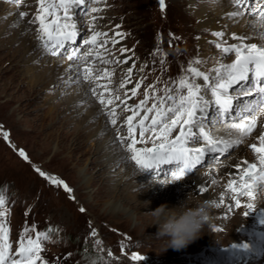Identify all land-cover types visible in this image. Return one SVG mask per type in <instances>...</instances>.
Listing matches in <instances>:
<instances>
[{
    "label": "rangeland",
    "instance_id": "1",
    "mask_svg": "<svg viewBox=\"0 0 264 264\" xmlns=\"http://www.w3.org/2000/svg\"><path fill=\"white\" fill-rule=\"evenodd\" d=\"M216 2L217 0H164V7L161 8L159 0H92L91 3L75 9L74 19L77 21L79 36L82 39L94 32L107 33L106 37L102 35L97 40L99 45L107 39V45L93 48L91 45H84L78 39V46L63 51L62 54L65 58H61L52 56L44 48L42 41L38 38L39 24L31 22L37 13L38 0H15V2L14 0H0V4H5L3 10L0 9V17L2 16L0 20L3 21V23L0 22V196H3L5 200V204L0 210H3L6 215L7 209L11 212L10 223L13 232L9 235L12 240L24 230V227L32 229L29 225H25L28 219L32 220V226H39L40 233L49 237L46 240L47 243L41 244V258L46 260V263L43 262V264H51L47 259H51V255L60 252L63 258L60 257L59 264H100L103 260L111 262L110 264H144V262L163 264V260L170 261L166 264H185L184 255L199 257L207 244L217 246L229 241L226 238L227 228L224 226L226 231H215L214 229L217 227H215L213 219L211 225L204 230L211 234V241L208 242L209 236H205L203 237L204 242L198 239L181 251L172 249L164 251L161 242L156 240V227L150 226L151 218L145 215L154 210L130 209L117 197L113 200V198L97 194V188L100 187L101 182L90 188L84 187V182L93 178L95 171L90 170L86 175L82 171L95 157H92L90 153L87 155H83V153L90 145L95 144V140L90 139V136L84 137L83 140L80 135L78 136V133L79 130L82 132L89 124L96 121L95 119L81 123L78 121L90 113L92 106L83 112L82 110L78 111L79 116L73 117V119L76 118V121L72 125L66 126L65 117L72 116V113L76 112V109L82 107L84 103L76 105L69 112L62 110L63 100L74 98L71 97L73 93L70 92L73 87H70L71 84L66 86V82L58 86L55 84L56 77L53 80L49 77V71L53 68H56L57 75L61 70L67 69L68 63H76L80 69L79 72H81L78 75L81 81L80 86L88 89L86 92L91 96V99L96 97V100L93 101L94 105H103L105 108L104 105L108 99H112L115 103H112L114 107L111 109H115V112L111 111L109 114V122L115 127H110V131L103 134L104 138L116 137L122 141L121 138H124L125 133L128 135L126 121L132 112L125 111V104H122L121 101L126 100V105L135 109V106L145 99L147 90L149 98L144 107H150L154 99L152 90L148 89L149 85L155 87V97L157 98L164 96L165 88H171L172 94L175 95L181 77H188L190 82L193 81L194 78L188 72L189 67L209 75L211 82L216 75L213 71L215 68L219 67L221 63L230 64L234 61V54L225 58L221 49L216 47L217 43H221L223 46L240 43L229 39V30L232 27L226 31H214L210 28L198 29L200 20L194 15L195 12L211 9ZM255 4L256 0H252L250 3L253 8L257 6ZM92 8H98L100 11L94 13L91 11ZM243 12V15H247L249 12L250 15H253L245 6ZM21 13L26 15L21 16ZM19 14L21 18H19ZM59 14L63 15L62 12ZM15 15L19 18L18 22L8 25V22L14 20ZM94 15L100 17H95L96 22L91 19ZM51 19L52 17H49V20ZM94 23H97L98 26H95ZM239 23L240 21H237L235 25H239ZM90 24L94 26L93 31H85V28L90 27ZM27 25L30 26V33L32 32L34 40L40 43L41 48L45 50L44 54H36L33 51L31 54L14 55L16 45L11 42L15 33H17L18 40L26 42V48L28 47L27 43H31L30 40H26L28 30L22 28ZM4 29L11 30V33L6 36L3 33ZM221 32L223 33L222 39L214 35V33ZM116 33L121 35H116ZM9 37L11 38L8 42H1L3 38ZM114 41L116 43H113ZM258 45L261 44L258 43ZM90 48L92 55L88 56L86 60L82 58L68 60L66 58L72 54L73 50L83 57ZM121 48L129 51L121 54ZM32 55L36 56L37 61L29 62ZM202 55L205 58H202ZM126 57H131L126 64L118 62L123 61ZM52 59H58L54 66L51 63ZM105 60L110 62L104 63ZM93 61L96 63L94 64ZM195 61H202V63H195ZM129 68L132 69L130 82L126 83L124 88H120L119 85L122 81L129 80L126 72ZM86 69L91 70L88 79L84 78L85 75H88ZM104 70H107L110 75L104 76ZM40 75L45 77L46 81L42 84L35 83L33 78ZM194 82L201 84V95L205 100L212 102L213 100H209L212 95L208 90L211 83L205 85L200 78H195ZM103 83H106V87ZM137 83H140L141 86L136 89L137 95L133 97L131 90L136 88ZM80 86L78 90L81 88ZM95 86H97L96 94L92 91ZM107 87L110 89H106ZM61 89H68V92L59 94ZM115 89L119 91V95L115 94ZM109 92L111 96L105 97ZM101 93H103L104 104L100 103ZM183 94H186V89ZM116 96H119L120 99H115ZM240 97H237L235 102L239 101ZM171 103L172 101H167L165 107ZM211 108L213 107L210 103ZM144 114V111L140 110V114L133 120L134 124H138ZM153 114H149V120ZM209 117V121H211L212 117ZM113 119L116 120L115 124L112 123ZM149 120L145 123H149ZM218 129L220 130V128ZM93 130L97 131V128L91 129V131ZM212 131L217 135L214 128ZM4 132L8 133L7 139L3 136ZM136 132V138L139 140V132L137 130ZM176 133L178 134L174 131L172 136L174 137ZM151 135H153L151 131L145 133V137ZM218 136L219 139L224 138L219 134ZM243 140L233 149L242 150ZM7 141L13 147V151L7 147ZM99 142L101 141L98 140ZM242 143L243 145H241ZM99 144L101 145V143ZM138 144L143 148L151 145V142ZM120 146L123 147L122 150L127 147L126 144H120ZM136 147L140 146L136 145ZM21 151L27 159L20 155ZM232 155L234 156V153ZM232 155H227L225 161L234 160ZM17 156L25 162L22 163ZM208 159L204 165H201L202 167L200 166L190 175L176 182L192 181L201 169L214 174L216 172L215 164L221 163L223 159L215 162H210ZM106 160L108 158L102 159L101 162ZM129 160L128 169L132 168L134 163L131 158ZM229 163L220 165L221 172L215 175L224 176L222 171L227 168ZM209 164L210 166H207ZM120 169L119 167L110 171L107 167L105 171L110 172L103 174V177L111 180L110 186L116 188L118 183L119 186L120 183H123L121 188L125 189L131 178L122 177L114 180L122 175V173L117 175V172L121 171ZM37 170L43 171L45 177L41 176ZM46 177H54L62 181L63 184L59 186L53 184L47 181ZM154 177L166 178L161 173ZM222 181L221 179L219 182L222 183L223 189ZM64 184L68 186L69 191L62 189ZM133 193L136 194L137 191H133ZM159 201L160 199L155 197V193L144 198V202L153 203L154 207ZM164 203H167V200ZM112 205L115 207L110 210ZM27 211L30 212V215ZM235 225L234 227H236ZM232 228L230 227V231ZM31 229L29 236L33 234ZM121 236L126 242L120 240ZM234 236H237L236 233ZM129 237H132L133 241L130 253L121 250L122 245L129 246ZM230 237L232 240L233 236ZM135 238L136 240H134ZM16 245L19 246V243L14 244L12 248ZM54 246L59 248L60 252L53 249ZM91 247L94 253L91 252L87 256L85 251L87 252ZM201 247L203 248L198 251ZM91 255L94 257L91 258ZM132 255L142 256L144 261H134L133 263ZM37 264H42V262Z\"/></svg>",
    "mask_w": 264,
    "mask_h": 264
},
{
    "label": "snow or ice",
    "instance_id": "2",
    "mask_svg": "<svg viewBox=\"0 0 264 264\" xmlns=\"http://www.w3.org/2000/svg\"><path fill=\"white\" fill-rule=\"evenodd\" d=\"M15 2V0H14ZM92 0H38V9L32 23L38 22L37 29L38 38L42 41L44 48L50 52L52 56H63V51L67 50L69 45L77 44L80 39L84 45H91L93 48L104 47L107 45L108 40L105 39L103 44H97L98 37L107 36V33L94 32L90 36H85L81 39L79 36V29L77 21L74 19L75 9L83 7ZM252 0H229L230 5L235 7V11L228 13L229 18L239 17L244 14V6ZM161 8L164 7V0H159ZM257 6L254 9H249L253 14V19H258V23L252 25L256 31L259 39L264 40V0H256ZM92 12H98L100 9L92 8ZM62 12L63 15L59 13ZM26 15L21 13V16ZM49 17H52L49 20ZM95 20V17H93ZM116 35H121L116 33ZM217 37L223 38V33H214ZM233 39L240 41L238 44L223 46L217 43L216 47L221 49L224 57L230 55L235 56L232 63H221L219 67L215 68V77L210 82L209 75L198 71L196 68L189 67L188 72L194 78L190 82L188 77H181L178 81L176 94H172L171 88H165L164 96L155 97V87L149 85L148 89L153 92L154 102L150 107H144L148 101V91H145V99L135 106V109L126 105V100L121 101L125 104V111H131L132 115L127 117L128 136L121 138L130 141L127 145V150L131 154V160L140 170H155L157 175L162 166H171L170 176L166 175L165 179L172 178L176 181L181 180L187 174L193 172L200 165H204L206 158L208 161L215 162L220 160L230 149L241 143V139H226L219 140L214 138L213 128L225 124L229 129L240 134L241 137L250 135L257 126V114L264 113V44L258 45L255 42L245 43L251 39L247 35L237 36L233 34ZM113 43H116L114 41ZM226 44V41L224 42ZM78 46V45H77ZM129 51L127 49H120L121 54ZM92 55L90 48L87 53L81 57L75 50L71 55L66 58L68 60L84 59ZM128 59L126 57L120 63L126 64ZM109 63L110 61H103ZM195 63H202V61H195ZM71 67V66H70ZM134 67V64H133ZM90 69L86 72L85 79L89 78ZM129 80L122 81L119 85L124 88L125 84L130 82L132 69L126 70ZM104 76H109L107 70L103 71ZM195 78H200L205 85L211 83L208 89L214 97L213 102H209L201 95V84L195 83ZM99 79V77H97ZM140 83L136 84V88L132 89V96H136V89L140 88ZM235 86H239L237 89ZM186 89V94L183 91ZM95 94V89L92 90ZM234 91H240L241 95L252 96L256 94V98L250 101H237L234 105V97L231 94ZM115 99H120L116 96ZM167 101H172L171 105L165 107ZM100 103L104 104L103 93L100 94ZM108 104H112L113 100L109 99ZM215 109V116L209 121L207 110L209 104ZM140 110L144 111V116L139 120L138 125L133 123L136 116L140 114ZM115 109L112 110V113ZM150 124L145 121L149 120ZM112 123L115 124L116 120L113 119ZM139 126V140H137L135 132ZM179 129L178 134L174 137L172 133ZM151 131L153 135L145 138V133ZM231 136V132L228 134ZM5 139L8 133L4 132ZM151 142V147L137 148L136 145L147 144ZM203 144L204 146H198ZM253 153L258 157V163L250 162L247 159L241 161V164L234 166L235 172L229 173V179L226 181V191L231 193V200L233 204L227 205V211L232 212L233 208L242 209L246 208L247 211L243 212L245 217L252 216L256 212V207L253 203H241V197H247L249 201L256 198L258 191H264V134L258 137V144L250 145ZM218 154V155H217ZM24 156L23 151L20 152ZM27 159L26 156H24ZM207 166H210L207 165ZM39 171V170H37ZM41 176H45L43 171H39ZM235 175L236 179L231 177ZM51 183L56 185L63 184L62 181L54 177H46ZM217 181L213 180L212 184ZM64 189H70L64 184ZM207 188H202L201 191H207ZM214 202L215 208H220L225 203V196L221 194L219 202ZM5 200L0 196V209L3 208ZM83 211V209H82ZM5 213L0 210V264H37L41 261V241L47 240L49 237L44 233H38L35 239L28 238L25 240L28 228H25L20 235L19 247L12 251V244L9 240L10 228L5 219ZM226 218V217H225ZM258 223L264 225V211L257 213ZM215 231H223L221 228L214 229ZM95 235V232H93ZM258 238L264 239V234H259ZM99 244V241H97ZM123 247V245H122ZM232 249L243 248L248 249V244H234ZM111 254V253H110ZM133 261H140L144 258L139 255H132ZM43 264V262H42Z\"/></svg>",
    "mask_w": 264,
    "mask_h": 264
},
{
    "label": "bare ground",
    "instance_id": "3",
    "mask_svg": "<svg viewBox=\"0 0 264 264\" xmlns=\"http://www.w3.org/2000/svg\"><path fill=\"white\" fill-rule=\"evenodd\" d=\"M3 6H5V4H0L1 10H3V8H4ZM247 6L248 7H246V8L254 9L251 7L250 3H248ZM235 10H236L235 7L230 5L229 0H217L215 5H212L211 9L202 10V11L197 10V12H195L194 15H196V17H198V19L200 20V24L198 25V29L201 30V29L210 28L211 30H214V31H222V30L226 31V30L230 29V27H232V29L229 30V32H230L229 33V39H231L232 41H235V43H238L240 41L232 38L234 33L237 36L247 35V36L251 37V39L248 41H245V43L255 42L257 44L258 43L264 44V40L259 39L258 36L255 34L256 31H259V29H253L252 28V25L258 23L259 18L257 17L256 19H253V15H250V12L247 15H241L239 17L229 18V16L227 14L232 12V11H235ZM93 17L98 18L99 16L94 15ZM93 17L91 19H93ZM0 18H2V16ZM19 18H21L20 14H19ZM19 18L15 15L14 20L8 22V25H12V24L17 23ZM222 18H223V20H222ZM1 21L2 20H0V22ZM96 21L97 20H94V22H96ZM237 21H240L239 25H235V23ZM2 23H3V21H2ZM233 25H235V26H233ZM95 26H98V24L96 23ZM29 27L30 26H28V25L22 27L23 30H28L26 32V35H27L26 40L31 41L30 44L27 43V45H28L27 48L25 47L26 42L24 40H18V38L16 37L17 33H15L14 37H12L14 39L11 42V44L13 43L14 45H16L14 55L15 54L21 55L22 53L31 54L33 51H35L36 54H44L45 50H43L41 48L40 43H38L36 40H34V38L32 37V34H31L32 32L30 33ZM93 27L94 26L90 24V27L85 28V31H87V30L93 31ZM3 33L6 34V36H8L11 33V30L4 29ZM10 38L11 37L3 38V40H1V42H8ZM202 58H205L204 55H202ZM33 61H37V58H36V56L32 55L29 62H33ZM57 61H58V59H55V60L52 59V61H51L52 65L54 66L57 63ZM46 62H48V61H46ZM93 63L95 64L96 62L93 61ZM66 68L67 69H64V70H61L60 72H58L57 75H56V68H53L51 71H49V77L52 80L54 77H56L55 84L60 86V84L66 82V86L68 84H71V86L70 85L69 86L71 88L73 87V89L70 90V92L73 93L71 97H74V98H72V100H71V98L69 100H67V98H65L66 100H63V102H62V108H63L62 110L69 112L70 110L74 109L76 107V105H78V104L84 103V105L82 107H78V109H76V112L72 113V116H69V115L66 116L64 119V123L66 124V126L72 125V123L74 121H76V118L73 119V117L79 116L78 111L82 110V112H83L85 109H88L90 106H92V107H90V109H91L90 113L87 116H85L83 119L79 120L78 122L81 123V122H84L87 120L89 121V119L90 120L95 119V121H96L95 123L89 124V126L86 127V129L82 130V132L79 130V133H78V136L80 135V138L82 137L83 140L85 139L84 137H86V136L87 137L90 136L89 137L90 139L95 140V144L90 145L88 147V149L85 150V152L83 153V155H87V153H90V155L92 157H95V159L90 160L89 164L82 171L84 175H86L88 173V171H90V170L95 171L93 178L91 177V178H89L88 181L84 182V184H83L84 187L90 188L92 186L97 185L98 182H101V184L99 185L100 187L97 188L98 189V191L96 192L97 194L104 196V197H107V198H113V200L115 199V197H117L118 200L123 201L122 202L123 204H127L130 209H143V210L152 209V210H155L156 208H158L161 205H167L169 208H174V207H178L181 204V202H183V201L189 202L190 206H195L196 203L201 202V201H215L218 203L219 197L221 194H224V196H225V203H224V205H222L220 207V209L213 207L212 212L214 214H216V209L219 212L222 210V208L225 205L228 204L227 200H228V198H229V200H231L230 199L231 193L226 191V181L229 179V178H226V171L225 170L222 171V174H224V176H217L215 174H217L218 172H221L222 168H220V165H224L227 162H230L228 165H231L232 168L234 169V166L242 160L247 159L250 162L254 161V155L249 151L248 146L250 145V143L247 139H244L243 137L240 136L239 133L229 129L225 124H221L220 127L214 128V130H216L217 134H219L220 136H222L226 139H229V138L230 139H233V138L236 139L238 137L241 139V141L244 139L243 140L244 145H243L242 150H236V148L230 149L229 153L221 158V159H223V160H221V163L215 164L216 172L214 174L212 172H207V171L204 172L201 169L200 171H198L196 173L195 178L192 181H188L190 183H188L186 181L176 182L173 185L171 184L166 188H161L159 185H156L154 187H150L148 190H141L140 192H137L138 194L137 193L135 194V193H133V191H134L133 189L138 187L137 184H148V182L150 180H152L153 177L157 175V173L155 172V174L151 173V175L150 174L148 175L147 173L144 172L143 174L136 177V183L137 184L135 183V177L133 174L138 173L139 171L138 172L136 171L137 169L134 168L133 164H132L133 167L128 169V164L130 162L129 159L131 158L130 157L131 154L125 149L122 150L123 147L120 146V144L127 143V142H125L126 140H123V142H122V141H119L116 137L104 138V136H103V134L106 131H110V129H111L110 127H112V128L115 127L111 124V122H109V120H110L109 114L112 111L111 109L114 107L113 104H115V103H113V104H107L106 103L104 105L105 108H103V105L98 106L96 104V106H95L93 101L96 100V97L94 96L91 99V96L89 94H87L88 89H85V87L80 86L81 81H80V77L78 75L81 72H79L80 69H79L78 65L76 63H73V64L68 63ZM105 68H107V67H105ZM33 79H35V83H38V84H42L44 81H46V78L41 76V75L37 76L36 78H33ZM87 84H86V86H87ZM105 84L103 83V85L106 87ZM78 85L81 87L79 90H78V88H79ZM93 86H94V83H93ZM93 86L91 85V87H93ZM96 87L97 86L94 87L95 90H96ZM106 89H110V88L107 87ZM65 92H68V89L67 90L61 89V91H59V94H64ZM95 94H96V92H95ZM115 94L116 95L120 94L117 89H115ZM110 96H111V93H108L105 95V97H110ZM254 98H255L254 94L252 96L243 95L242 97L239 98V100L242 99V101H244V100L250 101V100H253ZM98 99H99V97H98ZM70 104H72V105H70ZM214 113H215V111L213 108H211V109H209V111H207V114L210 115L212 118L215 116ZM71 118H72V120H70ZM262 118H263V122H264V114L262 115ZM95 127L97 128V131H95V130L91 131V129H93ZM218 128H220V130ZM178 131H179V129L176 130V132H178ZM230 132H231V136L228 135ZM176 135H177V133H176ZM260 135L261 134H253L251 139L255 138V141L258 144V137ZM127 136L128 135H126V133H125L124 137H127ZM145 138H148V137L146 136ZM98 140L101 141V142H99V143H101V145L98 143ZM75 147H77L76 144H75ZM120 147H121V149H120ZM139 148H141V147H139ZM233 153H234V156L232 155ZM227 155L228 156L232 155L234 157V160H230V161L226 160L227 161L226 162L225 159H226ZM105 158H108V160L101 162V160L102 159L105 160ZM206 159H208V158H206ZM200 166H198V168ZM107 167L110 169V171L115 170L116 168H119V167L121 168L120 170L122 172L118 171L117 175H120V173H122V175L120 177H118L117 179H114V180H118L122 177L131 178L130 182L127 183V187L125 189L121 188V185L123 183H120V186L118 185L119 184L118 183L117 184L118 187H116V188L110 186L109 182L111 180L106 179L107 177L106 178L103 177V174L105 175V174L110 172L107 170L105 171V168H107ZM164 170L165 169L162 166L159 173H161L163 175H169ZM95 178H97L98 180ZM220 178L223 180L222 181L223 182V189L221 186L222 183L219 182ZM163 179H165V178H163ZM213 180H216L217 183L212 184ZM202 188H207L208 190L207 191H201ZM150 191H152L151 194H150ZM154 193H155V197L157 199H160V201L157 202L155 207L152 206L153 203L149 204V203L144 202L145 197L152 195ZM140 194H141V197H139ZM240 199H241L242 204H246L245 200L247 198L241 197ZM165 200H167V203H164ZM258 202H259L260 206L264 207V200L263 199H259ZM229 203L231 204V202H229ZM145 204H147V206ZM114 205L111 206L110 210L114 209V207H115ZM246 210H247L246 208L239 209L237 216L235 218H232L229 221H227V226H228V224H229V226L230 225L233 226L237 222L241 223L245 220L254 219V217H253L254 213L250 217H245L243 215V212H245ZM231 232L232 233L230 236H234L235 230L232 229ZM206 233L209 235H207ZM205 236H209L208 242L212 240L210 238V237H212L211 234L204 231L202 237L200 238V240L202 242L205 241V239L203 238ZM204 244H207V243H204ZM248 264H261V263L249 261Z\"/></svg>",
    "mask_w": 264,
    "mask_h": 264
},
{
    "label": "clouds",
    "instance_id": "4",
    "mask_svg": "<svg viewBox=\"0 0 264 264\" xmlns=\"http://www.w3.org/2000/svg\"><path fill=\"white\" fill-rule=\"evenodd\" d=\"M144 170L134 173L136 177L141 175ZM176 180L172 178L160 179L153 177L148 184H137L134 191L148 190L150 187L159 185L166 188L174 184ZM147 206V204H145ZM213 201H201L195 206H190L189 202L183 201L178 207L169 208L161 205L154 211L145 214L150 217V226L157 228L156 240L161 242L162 250L181 251L186 249L196 240L200 239L206 227L211 225Z\"/></svg>",
    "mask_w": 264,
    "mask_h": 264
}]
</instances>
